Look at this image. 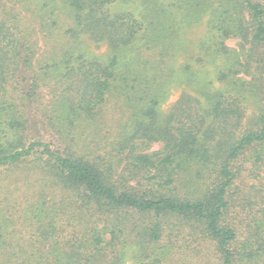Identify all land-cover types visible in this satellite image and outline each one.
Returning <instances> with one entry per match:
<instances>
[{"label":"trees","instance_id":"1","mask_svg":"<svg viewBox=\"0 0 264 264\" xmlns=\"http://www.w3.org/2000/svg\"><path fill=\"white\" fill-rule=\"evenodd\" d=\"M205 16L207 39L176 70L179 31ZM80 33L108 52L79 50ZM174 83L184 90L162 113ZM112 95L132 124L97 142ZM239 159L264 160L263 1L0 0V170L27 162L44 176L18 213L0 204V264H123L132 247V264L191 263L170 253L175 226L211 240L217 264H264V186L251 187L255 209L236 204ZM233 202L249 215L241 239Z\"/></svg>","mask_w":264,"mask_h":264},{"label":"rangeland","instance_id":"2","mask_svg":"<svg viewBox=\"0 0 264 264\" xmlns=\"http://www.w3.org/2000/svg\"><path fill=\"white\" fill-rule=\"evenodd\" d=\"M261 1L264 2V0ZM206 19L207 17L205 16L203 18V22L193 24V26L191 27H188V24H184L182 26L181 31H179V36L177 39V49L175 52L174 60L171 63L172 67H175L176 70H179L183 64L187 63L191 55L197 53L196 44L198 43L199 45L202 39H207L208 35H206ZM58 23L61 25L62 28H66L69 25L68 17L64 14H60L58 18ZM78 38L80 41L76 44V47L87 55H99L108 52V48L106 47V44L104 42L100 44H95L90 38H88L87 35L82 33H80ZM42 44L43 42L38 43V52L43 49ZM180 44L183 45L182 49L180 48ZM224 44L226 45V47L233 49H239V47H241V41L237 37H229L225 39ZM123 58H126V56ZM218 61H221L220 58ZM170 85V88L168 87V89H170L168 97L160 106L162 113L167 112L171 108V106L179 98L181 92L184 90L183 83H174L171 86ZM185 88L188 90V87ZM44 92L45 94H47L46 90ZM256 102L257 101L249 102L247 112L245 113L242 121L243 125L246 126L247 124H249V120L253 118V116L258 111V104ZM131 110L132 109H130L129 106L124 103V100L122 98L116 97L115 95L108 97L106 103L101 109L99 117L96 120V126L100 127L99 133L101 134L92 138L95 139L97 142H100L105 140V135L108 134L107 132L109 130H111V132L113 133L117 128L129 129L130 125L132 124V121H129L127 125L126 120ZM36 127L39 128V125ZM39 132L41 134L43 133L44 135V130H39ZM49 137L50 136L47 135L45 137V141L47 143L49 142ZM55 137L57 138L56 135ZM89 138L90 137L84 138L81 141L85 143V140L90 141ZM51 139H53V143L58 142V139L55 140L52 137ZM161 146V142H152L148 147V151L159 149L161 148ZM51 147H53L52 144ZM238 164L241 165V177L239 178V180L236 181L237 191L235 190L236 193L235 195H233V198H235L236 204L237 199H239L240 202L238 203L245 204V208L255 209L256 205L259 203V199H256L250 190L252 185L264 186V160L261 162L254 163L253 159H239ZM120 170L121 169H118V171ZM43 177L44 176L38 170H36L34 164L27 162L19 165L16 168L0 170V204L4 205L6 203L5 205L12 208V213H18L21 209V198L23 199L27 195L29 199L30 193H33L35 190L40 191L41 189H43V184L41 182ZM234 206L235 203L233 202L229 215V220L231 223H233V225L238 228L240 233L238 238L241 239L243 238V235H245L247 232L246 224L248 223L249 215H247L237 207L234 208ZM13 217L15 219L14 223L20 220L19 218H17V216ZM172 222L178 221L172 220ZM14 223L12 225L13 227ZM170 227H173V225L170 224ZM15 228L20 230L18 233L19 236H27L24 232L25 228L22 226V224L16 225ZM11 230L12 229H9V235H11ZM170 233L173 236V244L171 246L172 249L170 253H187L191 263H188L187 258L186 264H200V259L204 260L203 262H201V264H205V258L208 256L212 259V261L210 260L211 263L217 264V255L215 254L216 252L213 247V242L206 238L204 234H201L199 231H192L187 226H184L183 228L175 226L172 228ZM166 238H169L167 232ZM166 240L167 239H165V241ZM137 252L138 247L130 248V250L123 256V264H132L135 261L137 255L139 254ZM211 254L213 255V257L211 256ZM177 256H173L172 261L174 263L170 264H183L182 261H184L185 259H178Z\"/></svg>","mask_w":264,"mask_h":264}]
</instances>
